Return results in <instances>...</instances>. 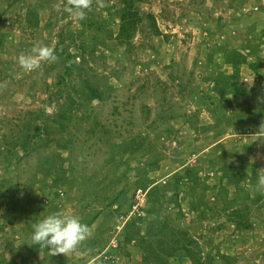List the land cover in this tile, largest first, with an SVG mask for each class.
<instances>
[{
    "label": "rangeland",
    "instance_id": "obj_1",
    "mask_svg": "<svg viewBox=\"0 0 264 264\" xmlns=\"http://www.w3.org/2000/svg\"><path fill=\"white\" fill-rule=\"evenodd\" d=\"M127 2L89 0L80 20L71 0H0V264H264V207L240 229L231 200L252 187L223 177L224 161L264 177V0H140L137 25L122 21ZM33 47L56 60L22 69ZM69 54L81 69L66 71ZM240 56L244 95L228 103L222 78ZM68 108L62 131L55 120ZM254 116L256 132H242ZM156 185L167 195L149 213ZM61 211L89 232L53 255L33 245L32 226ZM156 218L188 232L201 261L167 254V236L146 246L140 238L159 240L145 236Z\"/></svg>",
    "mask_w": 264,
    "mask_h": 264
},
{
    "label": "trees",
    "instance_id": "obj_2",
    "mask_svg": "<svg viewBox=\"0 0 264 264\" xmlns=\"http://www.w3.org/2000/svg\"><path fill=\"white\" fill-rule=\"evenodd\" d=\"M140 0H128V6H126L125 8V14H123V23H126L125 20H130L129 22L131 24H138L139 18L137 14H133L132 12L134 11V9H136L137 7V3ZM89 23H92V21H90ZM103 23V21H102ZM128 23V22H127ZM91 28L92 24L89 25ZM156 27V25H154ZM121 35H124V31H125V25H122L121 27ZM128 36V35H127ZM94 53V52H93ZM85 55V54H84ZM86 56L82 55L83 60H85ZM74 56L72 55H68L66 57V71H70L73 69H81V67L76 63L73 62L74 60ZM247 59L243 58L242 56H240L239 60L236 62L235 58L231 59L229 63L232 64L234 70H235V74L231 75V76H226L225 78H222V88L220 89V96L221 98H225L226 102L228 103H232L233 99L238 100L240 97H243V85L239 83V78H240V69L241 66L246 64ZM256 68H254L256 71H258V66H255ZM70 82H72V79L70 78V80L68 79L67 81L64 80V82H58L56 84L58 85H63V86H67ZM50 89V88H49ZM50 91V90H49ZM70 97V96H69ZM91 97L94 99H101L103 97H101L99 95V92L92 90V94ZM223 105L225 106V103H223ZM232 105L229 106V108H226L227 111L233 109L234 107H231ZM226 111V112H227ZM74 112V110H72L71 108H68L67 110H59L58 117L56 118L55 122L58 123V127L60 130H64V125L67 124V126H69V124L72 123V121L70 120V116L72 115V113ZM47 116V115H46ZM238 117V112L236 114H234V119H236ZM252 117V116H251ZM254 121L252 120H248V118H246L242 123H245L244 126H242L241 128L244 130L242 132L247 133L250 131V128H252V126H254L253 131L256 132V130L258 129V127L260 126L259 124V119L257 117H253ZM70 127V126H69ZM70 132V131H68ZM243 160L247 161V156H241ZM240 157V160L242 161ZM223 163V170L225 171L224 174L225 176H223L224 178L227 179L228 182H230L231 184L235 185L236 187H240L241 183L245 182L247 183V186H251L252 188H247V187H241V189L239 190L241 192V194H239L238 196L236 195L234 197V199L231 200V202H234L233 206L235 207V209L233 210V213L230 217L233 216L232 219H230L231 221L235 222L237 224V226L240 229H244V228H249L251 226V222H250V215L252 214V211L254 210V208L256 209H260L261 207H264V187L263 189H259V180L261 178L260 176V172H259V168H257L256 166H249V170L246 171V167L248 166V162L246 163V167H244V170H241L239 172L238 168L237 170L235 169V164L234 166H231L229 164H226V162L224 161ZM48 167V164H47ZM55 168V167H54ZM51 174V175H50ZM48 175H50V177H53L54 175L57 176L58 174L56 173L55 170L52 169H48ZM188 175H192L195 178V183L199 186L200 180L198 178V174L195 171H189ZM49 177V178H50ZM93 185V189L97 188V184H92ZM165 186H159L156 185L153 189H151V192L149 194V198H150V204H151V208L149 209V213L154 212L156 206H158L160 204V202L165 198ZM217 188H220L219 185H217ZM216 189V187H215ZM253 191H252V190ZM92 191V190H91ZM96 191V190H93ZM17 192L20 193L21 191L19 190V188H17ZM67 192V190H66ZM164 192V195L162 194ZM170 192H173L172 190H170ZM61 195L58 194L59 197V201H63V197L65 196V192H60ZM179 193V192H178ZM175 196V194H173ZM200 203L202 202L201 198L199 199ZM234 200V201H233ZM231 203H229L226 208L224 209V211L226 212V210H228V207H231ZM176 207L179 206L178 203H176L175 205ZM198 210V207L193 206V210ZM210 209L208 206H206V210ZM202 216V215H201ZM206 216V215H204ZM229 217V218H230ZM204 218V217H203ZM156 220H158L155 224H148L146 230H145V236H149L150 235H156V237H166L169 238L171 246H169V250L170 248L173 247V252H169L168 250H165V252L167 254H170V256H174L177 255L178 253L182 254V256H188L192 259H195L196 257V261L200 262V258H198L197 253L194 252V247H197L196 242L194 241V238H192L191 236H189L188 232H179V231H174L173 230V226L168 223V222H161V220L159 218H156ZM136 232H138L139 234L142 232L141 229L138 228H134ZM179 234H181L182 236L180 237ZM135 234H133L131 237H133ZM144 237L140 238L143 241H146V246H153V245H162L163 242H161L160 238H158L159 240L156 239H149L148 241L143 239ZM132 239H129V242H131ZM140 242V241H139ZM100 251V250H99ZM99 251L96 252V255L99 254ZM157 255V254H156ZM154 255V257H156V260H158V258H161L160 256H156ZM159 255V254H158ZM167 259V258H166ZM103 260V259H102ZM155 260V259H154ZM228 264H237L238 263V258L234 257V258H230V260L227 261Z\"/></svg>",
    "mask_w": 264,
    "mask_h": 264
},
{
    "label": "clouds",
    "instance_id": "obj_3",
    "mask_svg": "<svg viewBox=\"0 0 264 264\" xmlns=\"http://www.w3.org/2000/svg\"><path fill=\"white\" fill-rule=\"evenodd\" d=\"M88 8L89 0H71V6L67 8V11L83 20ZM55 60L56 56L50 48L33 47L32 54H22L19 57V65L22 69L30 71L36 69L41 61ZM258 183L259 186L264 187V177H261ZM88 232V226L78 216L61 211L48 215L33 224L31 239L33 245L47 248L53 255L66 254L68 251L77 249Z\"/></svg>",
    "mask_w": 264,
    "mask_h": 264
},
{
    "label": "built area",
    "instance_id": "obj_4",
    "mask_svg": "<svg viewBox=\"0 0 264 264\" xmlns=\"http://www.w3.org/2000/svg\"><path fill=\"white\" fill-rule=\"evenodd\" d=\"M134 207H135V206H134ZM134 210H135V208H134ZM135 211L138 212L139 210H135ZM107 252H108V251H107ZM104 253H105V252H102L101 255H100V256L103 258V260H104V257H103V256H104ZM107 254H108V255H107L105 258L108 259V260H110L111 262H113V257H111L110 253H107Z\"/></svg>",
    "mask_w": 264,
    "mask_h": 264
}]
</instances>
